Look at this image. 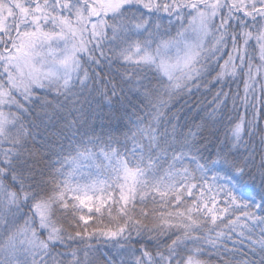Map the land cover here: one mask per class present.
I'll return each instance as SVG.
<instances>
[{
  "label": "snow or ice",
  "instance_id": "6c2138e0",
  "mask_svg": "<svg viewBox=\"0 0 264 264\" xmlns=\"http://www.w3.org/2000/svg\"><path fill=\"white\" fill-rule=\"evenodd\" d=\"M0 264H264V0H0Z\"/></svg>",
  "mask_w": 264,
  "mask_h": 264
}]
</instances>
